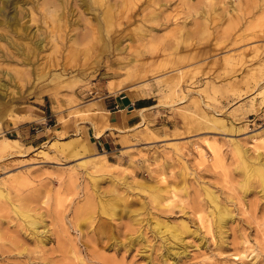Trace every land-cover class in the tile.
<instances>
[{"label":"rangeland","instance_id":"1","mask_svg":"<svg viewBox=\"0 0 264 264\" xmlns=\"http://www.w3.org/2000/svg\"><path fill=\"white\" fill-rule=\"evenodd\" d=\"M4 2L0 264H264V0Z\"/></svg>","mask_w":264,"mask_h":264},{"label":"bare ground","instance_id":"2","mask_svg":"<svg viewBox=\"0 0 264 264\" xmlns=\"http://www.w3.org/2000/svg\"><path fill=\"white\" fill-rule=\"evenodd\" d=\"M5 2L4 3H8V0H4ZM11 4H13V6H14V3H12V2H10ZM9 4V3H8ZM3 8L5 9V7H0V14L3 12ZM6 12H4L3 14H5ZM7 14V13H6ZM8 15V14H7ZM7 18H8V20H7V22L9 21L11 24H17V21H16V18L17 17H15V14L12 12L9 16H7ZM17 20H18V18H17ZM0 22L1 23H3V22H6V18H3L2 16H1V19H0ZM10 23L8 24L9 26H10ZM12 27H14L13 25H11ZM37 44V43H36ZM132 97V96H131ZM135 97H138L137 95L135 96ZM121 111V110H120ZM145 110L144 109H141V110H139L138 111V114L139 115H142L143 114V112H144ZM101 121V123L103 124L102 126H97L96 128V136L98 137V136H100L101 135V133H103V131H105V130H109L110 128H111V126L113 125V124H115V123H111L112 125L110 126L108 123H110V122H108V120L106 119V118H102L101 120H99V122ZM113 128V127H112ZM4 141H6V143H8V142H12V141H14V140H11V139H5ZM256 163V162H255ZM262 165V164H261ZM253 166V165H252ZM253 168V167H252ZM253 171V170H252ZM254 171H255V175L257 176V178L260 180V181H262L263 180V169H262V167H260V166H255V169H254ZM254 171H253V173H254ZM264 183V182H263ZM226 214V213H225ZM221 216V215H220Z\"/></svg>","mask_w":264,"mask_h":264},{"label":"crops","instance_id":"3","mask_svg":"<svg viewBox=\"0 0 264 264\" xmlns=\"http://www.w3.org/2000/svg\"><path fill=\"white\" fill-rule=\"evenodd\" d=\"M136 98H139V97H136ZM139 103L141 104L140 107H142V108L136 110L137 113H138V111L141 110V109H144L145 111L148 110V108H147V106H148V105H147V101H146L145 99H141V100H139ZM103 105H104V107H106V103H105V101L103 102ZM114 107H117V105H115ZM145 111H144V112H145ZM119 112H120L119 109H118V110H115V111H112V113H113L112 118H113V119L108 120V121H109L110 123H118V122H119V123H122L123 120H124V117H125V116L123 117V115H122L121 113H119ZM144 112H143V113H144ZM142 115H143V114H142ZM142 115H140L141 119L143 118ZM95 139H96V141H97L98 146L101 147L102 149L105 148V147H107L108 149H111V140H110V137H109L108 130L103 134V136H101V137H96Z\"/></svg>","mask_w":264,"mask_h":264}]
</instances>
